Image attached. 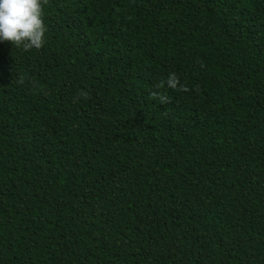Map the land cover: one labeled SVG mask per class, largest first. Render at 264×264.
<instances>
[{
  "label": "trees",
  "instance_id": "16d2710c",
  "mask_svg": "<svg viewBox=\"0 0 264 264\" xmlns=\"http://www.w3.org/2000/svg\"><path fill=\"white\" fill-rule=\"evenodd\" d=\"M43 12L0 41V264H264V0Z\"/></svg>",
  "mask_w": 264,
  "mask_h": 264
},
{
  "label": "clouds",
  "instance_id": "9594fccd",
  "mask_svg": "<svg viewBox=\"0 0 264 264\" xmlns=\"http://www.w3.org/2000/svg\"><path fill=\"white\" fill-rule=\"evenodd\" d=\"M48 0H0V41L10 42L17 48L27 51L40 49L45 43L47 27L44 23L43 5ZM19 83H24L21 77ZM164 81L157 85L163 87ZM167 86L174 90L189 91L186 85L180 84L175 73L169 74ZM179 85V88H178ZM159 97L161 103L168 102V97L156 91L150 94ZM88 93L81 90L77 97L87 98Z\"/></svg>",
  "mask_w": 264,
  "mask_h": 264
}]
</instances>
